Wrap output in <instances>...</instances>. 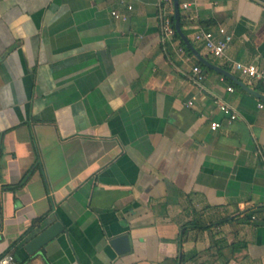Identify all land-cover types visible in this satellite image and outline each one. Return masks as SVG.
<instances>
[{"label": "crops", "instance_id": "1", "mask_svg": "<svg viewBox=\"0 0 264 264\" xmlns=\"http://www.w3.org/2000/svg\"><path fill=\"white\" fill-rule=\"evenodd\" d=\"M159 2L0 0V254L18 264H264V100L178 34L162 41ZM179 10L201 56L264 94L194 40L224 26L229 58L264 72V0ZM215 96L238 116L228 120ZM55 221L63 230L28 252ZM119 234L123 252L110 243Z\"/></svg>", "mask_w": 264, "mask_h": 264}, {"label": "built area", "instance_id": "2", "mask_svg": "<svg viewBox=\"0 0 264 264\" xmlns=\"http://www.w3.org/2000/svg\"><path fill=\"white\" fill-rule=\"evenodd\" d=\"M159 17H160V34L162 41H167L175 36L176 30L173 23V0H159ZM196 3V0H179V6L188 9ZM128 8H131V4H127ZM112 14L116 17L121 14L117 10H112ZM193 14H189V18H193ZM194 40L200 42L206 48V50L212 55L220 58H224L230 62L232 66L240 73L247 75L255 80H260L264 83V72L254 63H243L241 61H235L229 58L226 50L232 40V34L227 31L224 26L219 25L216 31L204 27H200L194 34ZM179 52H184L182 45L177 46ZM192 79L196 83H200L201 79L205 78V72L201 66L195 64L192 66ZM228 91L233 90L231 84L226 86ZM214 101L218 108L228 116V120H232L238 116L236 109L227 101L215 96ZM191 104L192 100H188ZM259 107L264 106V102L258 103ZM219 126V122L212 121L210 127L215 129ZM0 264H18L14 254L12 252H5L0 254Z\"/></svg>", "mask_w": 264, "mask_h": 264}, {"label": "water", "instance_id": "3", "mask_svg": "<svg viewBox=\"0 0 264 264\" xmlns=\"http://www.w3.org/2000/svg\"><path fill=\"white\" fill-rule=\"evenodd\" d=\"M174 6V27L177 34L182 38L185 45L205 64L214 68L224 75L230 77L235 83L248 90L250 93L256 95L257 97L264 100V94L256 91L252 87H250L247 83L240 80L237 76L229 72L223 67H220L210 61H208L205 57L201 56L198 50L194 47L192 42L187 38L184 32L181 29L180 23V10H179V0H173ZM63 230V225L59 221H55L45 228H43L40 232H38L33 238H31L25 245V248L28 252L33 253L37 251L42 245L46 242L54 238L58 233ZM110 243L116 248L118 252H123L129 248L128 236L127 234H119L113 237L110 240Z\"/></svg>", "mask_w": 264, "mask_h": 264}, {"label": "trees", "instance_id": "4", "mask_svg": "<svg viewBox=\"0 0 264 264\" xmlns=\"http://www.w3.org/2000/svg\"><path fill=\"white\" fill-rule=\"evenodd\" d=\"M172 19H173V23H174V18H173V16H172ZM175 34L177 35V33H175ZM177 36H178V35H177ZM23 181H24V180H22L19 184L23 183ZM38 220H40V218H37V219L33 220L32 223L34 224V223H36Z\"/></svg>", "mask_w": 264, "mask_h": 264}]
</instances>
